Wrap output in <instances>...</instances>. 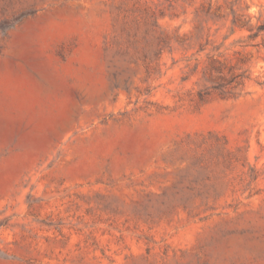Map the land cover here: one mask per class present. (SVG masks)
<instances>
[{
    "label": "rangeland",
    "instance_id": "obj_1",
    "mask_svg": "<svg viewBox=\"0 0 264 264\" xmlns=\"http://www.w3.org/2000/svg\"><path fill=\"white\" fill-rule=\"evenodd\" d=\"M0 264H264V0H0Z\"/></svg>",
    "mask_w": 264,
    "mask_h": 264
}]
</instances>
